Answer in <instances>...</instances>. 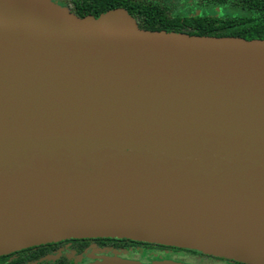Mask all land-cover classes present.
<instances>
[{"label": "water", "instance_id": "obj_1", "mask_svg": "<svg viewBox=\"0 0 264 264\" xmlns=\"http://www.w3.org/2000/svg\"><path fill=\"white\" fill-rule=\"evenodd\" d=\"M85 238L264 264V39L0 0V257Z\"/></svg>", "mask_w": 264, "mask_h": 264}, {"label": "trees", "instance_id": "obj_2", "mask_svg": "<svg viewBox=\"0 0 264 264\" xmlns=\"http://www.w3.org/2000/svg\"><path fill=\"white\" fill-rule=\"evenodd\" d=\"M75 2L74 10L79 16L98 17L106 11L123 8L141 28L151 31L165 30L197 36L240 37L247 40L264 39V0H76ZM146 245L151 244L146 243ZM173 249L181 250L176 247ZM186 251L207 255L192 250ZM46 256L48 255H45L44 246L32 247L0 257V264H60L59 261L44 260Z\"/></svg>", "mask_w": 264, "mask_h": 264}, {"label": "flooded vegetation", "instance_id": "obj_3", "mask_svg": "<svg viewBox=\"0 0 264 264\" xmlns=\"http://www.w3.org/2000/svg\"><path fill=\"white\" fill-rule=\"evenodd\" d=\"M75 1L54 0L55 3L67 7L71 12L78 15L74 10ZM146 243L125 238H85L67 239L41 246H44L45 255L55 256L53 261H59L60 264H99L109 258L143 264L165 260L187 264H190L188 261H194L193 264H235L227 259L197 255L182 249L174 250V247L171 246L153 243L146 245Z\"/></svg>", "mask_w": 264, "mask_h": 264}, {"label": "rangeland", "instance_id": "obj_4", "mask_svg": "<svg viewBox=\"0 0 264 264\" xmlns=\"http://www.w3.org/2000/svg\"><path fill=\"white\" fill-rule=\"evenodd\" d=\"M209 11L210 12H212V10L211 9H209ZM190 264H193L192 262H194V261H188Z\"/></svg>", "mask_w": 264, "mask_h": 264}]
</instances>
